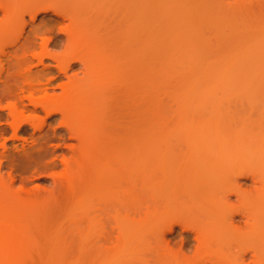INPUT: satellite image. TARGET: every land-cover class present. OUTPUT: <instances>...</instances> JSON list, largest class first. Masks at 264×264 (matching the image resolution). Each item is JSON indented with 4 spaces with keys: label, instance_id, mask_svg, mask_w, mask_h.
<instances>
[{
    "label": "rangeland",
    "instance_id": "1",
    "mask_svg": "<svg viewBox=\"0 0 264 264\" xmlns=\"http://www.w3.org/2000/svg\"><path fill=\"white\" fill-rule=\"evenodd\" d=\"M23 1L0 0V105L29 95L27 75L55 108L0 110V264H149L148 170L181 159L238 164L229 204L247 231L264 167L242 156L264 129L225 122H264V0ZM106 162L124 176L100 198ZM166 241L196 257L195 232ZM261 250L262 235L213 264H263Z\"/></svg>",
    "mask_w": 264,
    "mask_h": 264
},
{
    "label": "bare ground",
    "instance_id": "2",
    "mask_svg": "<svg viewBox=\"0 0 264 264\" xmlns=\"http://www.w3.org/2000/svg\"><path fill=\"white\" fill-rule=\"evenodd\" d=\"M6 1L11 5L18 3V0ZM21 5L25 9H31L32 13L52 9L51 4L40 3L39 1L34 3V0H24ZM6 10L9 11V9L5 8L4 11ZM23 15L24 13L22 14V19ZM22 23L19 36L22 35L25 27L24 19ZM15 43L14 41L10 44L13 45ZM59 63L61 66L62 62L60 61ZM11 65H16V62L13 64L12 60L9 63V66ZM25 77L24 79L29 83H24L22 93L25 94L27 92L29 95L20 97L18 104H23L24 99H26L34 108L41 107L47 110L55 108V100L48 94L39 96L38 94L40 93L38 92H41L42 89L38 91L40 87H35L31 84L29 80L31 76L28 78L25 75ZM18 104L15 106L8 105L6 108L0 105V110H8L9 117L14 122H28L29 120L23 117V112L19 111ZM225 123L231 126H246L251 124L264 129V122ZM220 124L224 123L220 122ZM74 136H77V134ZM250 144L253 148L247 155L242 157L250 166L264 167V138L262 140L251 141ZM236 167H238L236 163L222 165L200 162L199 165L195 160L181 159L164 162L160 166L149 168L148 184L145 191L146 216L149 226L146 248L149 264H198L197 261L206 258H210L209 262L213 264L215 262L214 256L220 257L227 253L229 255L231 248L235 250L246 243H257L260 235L264 238V175L261 179L259 178V181L263 184L257 201L259 215H251L250 212L248 215L245 214L248 230L242 231L235 224L237 213H235L229 204L232 195L239 196V193H241V185H239L241 177L235 176ZM99 174V183L95 184L94 187L96 188V185H98L100 198L102 197V193L99 189L103 191L114 186L119 183V177L121 179L124 176L116 173L111 163H108L105 168H101ZM123 184L121 183V185ZM88 199L86 198V200ZM183 222L189 225L187 226ZM178 225L185 232L196 233L198 247L196 249V257L193 259L173 253L170 243L166 241V236L174 233ZM158 230H160L159 233H157ZM255 256L262 259V263L264 264V250L256 251Z\"/></svg>",
    "mask_w": 264,
    "mask_h": 264
}]
</instances>
